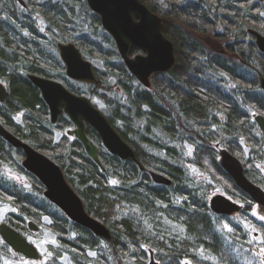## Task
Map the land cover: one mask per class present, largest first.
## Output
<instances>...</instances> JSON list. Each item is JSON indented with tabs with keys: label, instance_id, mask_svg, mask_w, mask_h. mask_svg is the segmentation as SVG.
<instances>
[{
	"label": "trees",
	"instance_id": "obj_1",
	"mask_svg": "<svg viewBox=\"0 0 264 264\" xmlns=\"http://www.w3.org/2000/svg\"><path fill=\"white\" fill-rule=\"evenodd\" d=\"M23 1L27 10L17 0H0V81L8 92L0 102V124L60 166L87 214L107 226L112 239L96 236L45 199L44 186L20 165L22 150L0 137V166L25 174L34 188V194L22 191L0 175V196L18 209L6 215V222L24 234L29 232L27 219L49 229L55 239L50 264H148L145 246L155 251L160 264H181L183 259L191 264H243L231 242L235 237L245 239L243 230L232 224L229 239L216 229L215 222L227 217L210 211L209 184L193 178L189 170L207 174L240 202L242 216L264 240V222L250 215L252 199L220 167L215 146L238 157L245 176L264 189V133L251 113L264 115V91L259 85L264 53L247 31L253 28L264 35V0H140L161 17L163 34L175 52V65L154 73L149 89L136 84L112 37L102 30L99 15L84 6L89 22L80 18L77 10L84 4H78L80 0ZM35 13L45 29L37 25ZM210 30L221 35L208 38ZM219 39L225 41L223 47ZM61 42L73 43L83 57L102 62L104 69L94 70L97 83L66 77L57 54ZM221 48L225 54L219 53ZM29 74L97 98L143 170L107 151L99 134L85 124L86 137L97 147L104 166L101 171L81 142L68 134L73 124L65 113L50 122L48 106ZM56 132L59 139H54ZM152 170L171 183L151 181ZM167 221L182 232L173 231ZM3 248L6 257H13L7 245ZM201 250L208 257H202Z\"/></svg>",
	"mask_w": 264,
	"mask_h": 264
},
{
	"label": "water",
	"instance_id": "obj_2",
	"mask_svg": "<svg viewBox=\"0 0 264 264\" xmlns=\"http://www.w3.org/2000/svg\"><path fill=\"white\" fill-rule=\"evenodd\" d=\"M25 6L23 0H18ZM262 2V0H257ZM89 9L100 17L102 28L110 34L116 44L117 52L123 60L131 75L145 88L150 87V77L153 73L169 71L175 65V52L173 43L165 37L162 31L161 17L143 4L140 0H85ZM249 33L253 36L257 48L264 53V35L252 29ZM58 54L61 58L65 74L71 80L78 82L97 83L91 63L81 56L80 51L73 43H58ZM139 49L140 54L131 57L130 49ZM28 80L40 90L43 100L48 106L49 120L55 123L61 113H65L73 128L68 134L75 136L81 142L84 152L97 164L101 171L104 166L98 157L97 147L86 137L84 125L88 124L99 134L104 148L121 159L134 161L139 170H143L142 164L136 158L135 151L112 127L109 119L102 111L94 106L87 96L72 93L60 82L34 74L27 75ZM259 85L264 91V77H259ZM8 95L6 86L0 82V102ZM254 122L264 133V116L256 114ZM0 137L16 149H21L24 155L21 166L33 176H36L44 186L43 197L48 199L63 214L78 225L88 228L96 236L103 237L110 242V231L102 222L85 211L82 199L66 182L63 172L58 164H55L48 156L41 154L35 148L20 140L0 124ZM218 148V163L220 167L232 178L237 188L243 190L260 208L264 209V189L254 184L244 175V169L238 158L227 149L215 144ZM151 181L156 184L169 185V180L164 174L152 170L149 171ZM209 200V209L214 214L229 216L238 213L241 205L226 196L217 193ZM28 229L37 232L38 225L27 223ZM0 236L14 252H19L26 258L38 259L40 254L33 244L17 230L12 229L6 223H0ZM149 264L155 262L151 250H149Z\"/></svg>",
	"mask_w": 264,
	"mask_h": 264
},
{
	"label": "rangeland",
	"instance_id": "obj_3",
	"mask_svg": "<svg viewBox=\"0 0 264 264\" xmlns=\"http://www.w3.org/2000/svg\"><path fill=\"white\" fill-rule=\"evenodd\" d=\"M80 2L84 3L85 5L84 4L81 5ZM77 3L81 5V6H79V9L77 10V12H78V14H80V18L87 20L85 22L87 24V22H89L90 18L88 16V14L85 13L83 8H84V6L86 7L88 5L85 2V0H80ZM17 5L20 6L22 9H24L20 4L17 3ZM34 16H35V19H36L35 21L37 22V25L40 26L41 29H45L44 28L45 23H44V20L42 19V17L36 13L34 14ZM101 28H102V26H101ZM102 30H104V29L102 28ZM101 31L99 29V31L97 33L100 34ZM116 49H117V47H116ZM133 50H134V52H132L131 54L134 53L136 55V54L141 53L139 51V49H137V48L133 49ZM81 56H83V55L81 54ZM85 59L91 63V67L93 68V70L94 69H99V70L104 69V66H103L101 61H99L97 59L93 60V59H90L87 57H85ZM223 78L225 79L226 82H228V84L230 86H234V84H235L234 81L230 82V80L227 76H223ZM137 82H138V80H136V84H137ZM91 101H92L94 106H97L100 110H102L103 105L97 98L91 99ZM251 113H252V118H253V115L256 114L257 112L251 111ZM60 135L61 134L59 132H56L54 139H59ZM188 150L191 151L190 149H188ZM216 150H217V155H218V148H216ZM189 171H190V174L193 178L197 177L198 179H201L203 182L209 184V188H208L209 192L206 196L207 202H208V198H210L212 195H215L217 193H220V194L226 196L227 198L229 197L230 199H233L229 195L226 194L225 189H223L220 184L212 182V180L209 178V176L207 174H203L198 169H193V168H191V170H189ZM0 174L4 175L5 177H7L9 180H11L13 182L14 181L17 182L18 184L22 185V187L26 188L28 192L34 194V188L32 187L31 181L29 180V178L27 176H25V174L18 172L17 170L13 169L12 167H6V166H0ZM263 174H264V170H263ZM16 211H17L16 209L9 206L7 203H5V202L2 204L0 203V222L5 221V217L9 212H16ZM249 213L255 219L264 222V219H261V217H264V209L263 208L258 207L256 204H253L250 207ZM214 221H216V220H214ZM44 222H48V219L45 218ZM215 223L217 224L216 229L217 230L222 229L223 231H225V233H226V235H228L229 239H233L232 235L234 234V231L232 229V224H236L238 227H240L243 230V232L245 234V239L235 237V239L231 241L234 245V252L236 253V257H237L239 262H241L243 264H264V252L261 251L262 249H264V240H263V237L261 235V232L259 230H257V228L252 223L245 220L240 211H239V213H235V214L229 216V218H227V220H220L219 219V221H216ZM167 224L170 228H172L173 231H175V232L178 231L179 233L182 232V229L179 225H177V224L175 225L174 223H171L168 221H167ZM38 225H39L38 232L32 233L29 230V232L26 235L28 236V238L30 240H33L34 242L39 244L40 249L42 251H44L43 258H42V260L40 259L39 261L41 264H45V261H47L48 259L53 257V250H50V248L53 247L52 245L54 244L55 239L53 238L51 231L49 229L44 228L42 223H40V224L38 223ZM145 248L149 254V250H151V248H149L147 246H145ZM152 251H153L152 253H153L155 262H158V264H160L159 259L155 256V251L154 250H152ZM199 253L202 257H208V254L204 250H201ZM159 256H163V255H159ZM147 262H149V259ZM3 263L9 264L10 260L7 258V260H4ZM12 263L25 264L24 262H22L18 259L13 260ZM181 264H191V262L187 259H183L181 261Z\"/></svg>",
	"mask_w": 264,
	"mask_h": 264
},
{
	"label": "flooded vegetation",
	"instance_id": "obj_4",
	"mask_svg": "<svg viewBox=\"0 0 264 264\" xmlns=\"http://www.w3.org/2000/svg\"><path fill=\"white\" fill-rule=\"evenodd\" d=\"M22 6V5H21ZM24 9H27V6H22ZM253 29V28H252ZM251 28H248V33H249V30H252ZM255 30V29H254ZM216 35H218V36H220L221 35V31H217V30H215V31H212V30H210V32H208L207 34H205V36H207L208 38H211V39H213V37L214 36H216ZM249 35H251L250 33H249ZM251 37L253 38V36L251 35ZM219 41V43L222 45V47L224 46V44H225V41H222V40H218ZM64 43H68V42H64ZM254 43H255V41H254ZM116 45V44H115ZM256 45V44H255ZM134 48H132V49H130V52H129V54H130V56L131 57H134L135 56V54H131L132 52V50H133ZM140 51V50H139ZM219 53L220 54H225L226 53V51L223 49V48H221L220 49V51H219ZM57 54H58V48H57ZM119 55V54H118ZM58 57H59V54H58ZM61 59V58H60ZM121 60H122V58H121ZM61 62H62V60H61ZM122 62H123V60H122ZM62 64H63V62H62ZM63 67H64V64H63ZM95 70V69H94ZM95 73V72H94ZM66 75V74H65ZM152 75H154V73L152 74ZM151 75V76H152ZM68 78V77H67ZM70 79V78H69ZM73 81V80H72ZM150 81H151V77H150ZM152 87V85H151V82H150V87H148L147 89H149V88H151ZM58 118V117H57ZM57 120V119H56ZM245 169V168H244ZM1 175V174H0ZM2 176H4V175H2ZM6 178V180H8V181H10L13 185H15V186H17L20 190H22V191H27V189L26 188H24V187H22V185H20V184H18L17 182H13V181H11V180H9L7 177H5ZM24 192V193H25ZM28 192V191H27ZM43 192H44V189L42 190V196H43ZM30 193V192H29ZM7 203L9 206H11V207H13L12 205H11V203L7 200V199H3L1 196H0V203L2 204V203ZM14 208V207H13ZM14 209H16V210H18L17 208H14ZM233 215V214H232ZM229 216H231V215H229ZM229 216H225V217H227V218H229ZM29 221H31V222H33L36 226L38 225V222L36 223V222H34L33 220H31V219H27L26 220V228H27V230H29L28 229V226H27V223L29 222ZM0 223H6V220L5 221H3V222H0ZM7 224V223H6ZM32 233L34 232V233H36L35 231H31ZM38 232V231H37ZM21 233V232H20ZM21 235L25 238V240H27V241H29L31 244H33L34 245V247H35V249H36V251H38L39 252V254H40V256H39V258L38 259H31V258H26L25 256H23L21 253H15V252H13L12 254H13V257H11L10 259L8 258V257H6V252H5V250H4V248H3V245H7V243H4V241H2V239H1V237H0V264H4L3 263V261L4 260H7V258L10 260V263L9 264H15V263H12V261L13 260H16V259H18V260H20V261H22V262H24L25 264H41L40 263V259L42 260V258H43V253H44V251H42L41 249H40V245L39 244H37L36 242H34L33 240H30L29 238H28V236L26 235V234H24V233H21ZM54 238V237H53ZM54 244H55V242H54ZM53 244V245H54ZM8 246V245H7ZM9 247V246H8ZM9 249H10V247H9ZM11 250V249H10ZM11 252H12V250H11ZM53 261V258H50V259H48L47 261H45V264H50V262L51 261Z\"/></svg>",
	"mask_w": 264,
	"mask_h": 264
},
{
	"label": "snow or ice",
	"instance_id": "obj_5",
	"mask_svg": "<svg viewBox=\"0 0 264 264\" xmlns=\"http://www.w3.org/2000/svg\"><path fill=\"white\" fill-rule=\"evenodd\" d=\"M113 183H115V181H113ZM261 219H264V217H261ZM261 251L264 252V249H262Z\"/></svg>",
	"mask_w": 264,
	"mask_h": 264
},
{
	"label": "bare ground",
	"instance_id": "obj_6",
	"mask_svg": "<svg viewBox=\"0 0 264 264\" xmlns=\"http://www.w3.org/2000/svg\"><path fill=\"white\" fill-rule=\"evenodd\" d=\"M241 165L243 166V164L241 163ZM244 167V166H243ZM245 175V174H244ZM230 177V176H229ZM254 183V182H253ZM255 184V183H254Z\"/></svg>",
	"mask_w": 264,
	"mask_h": 264
}]
</instances>
